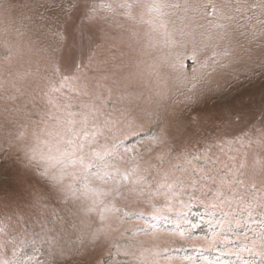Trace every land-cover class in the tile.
<instances>
[{
	"label": "rangeland",
	"instance_id": "obj_1",
	"mask_svg": "<svg viewBox=\"0 0 264 264\" xmlns=\"http://www.w3.org/2000/svg\"><path fill=\"white\" fill-rule=\"evenodd\" d=\"M123 2L0 0V262L264 264V0Z\"/></svg>",
	"mask_w": 264,
	"mask_h": 264
},
{
	"label": "snow or ice",
	"instance_id": "obj_2",
	"mask_svg": "<svg viewBox=\"0 0 264 264\" xmlns=\"http://www.w3.org/2000/svg\"><path fill=\"white\" fill-rule=\"evenodd\" d=\"M139 0H124V2L120 5L123 8L128 9L123 15L132 17V11L131 9L135 4H138ZM104 7H108L107 5H103ZM153 8L159 10L165 7L163 3H156L154 2L152 5ZM74 113H69V117L74 116ZM58 125L63 129V135H67L69 139H67L65 142L71 147V151H66V155L69 157V162L70 163H79L80 165L83 166V172L85 173L84 175V180L88 183H90L89 177L91 176V173L88 172V169L97 167L99 161L102 160V154L98 152H91V156L97 161L96 164L92 162V160L86 161L83 155L77 156L76 153L80 152L83 153V149L85 145L83 143H77V139L83 140L84 136H87V133H84V136H80L79 133L77 132L75 125L76 121L74 119L69 118L66 122V124H61L60 121H57ZM60 135L61 133H57ZM97 179L103 178V179H113L115 180V176H109L108 174H105L103 177H96ZM125 179L127 178L126 176L124 177ZM118 183V182H117ZM0 264H3V262H0Z\"/></svg>",
	"mask_w": 264,
	"mask_h": 264
}]
</instances>
